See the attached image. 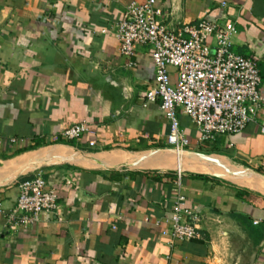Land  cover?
<instances>
[{
  "label": "crops",
  "instance_id": "obj_1",
  "mask_svg": "<svg viewBox=\"0 0 264 264\" xmlns=\"http://www.w3.org/2000/svg\"><path fill=\"white\" fill-rule=\"evenodd\" d=\"M143 1L0 0V205L7 213L35 171L59 194L55 212L25 229L7 230L0 215V264H264V103L242 132L204 142L178 114L189 145L176 153L159 103L144 96L149 49L127 59L115 37L121 12ZM155 6L168 25L232 22L230 50L256 61L264 96V0ZM81 122L88 134L61 140ZM178 172L197 235L170 244L160 231Z\"/></svg>",
  "mask_w": 264,
  "mask_h": 264
},
{
  "label": "built area",
  "instance_id": "obj_2",
  "mask_svg": "<svg viewBox=\"0 0 264 264\" xmlns=\"http://www.w3.org/2000/svg\"><path fill=\"white\" fill-rule=\"evenodd\" d=\"M220 5L224 7L226 2ZM114 28L123 57L130 59L141 46L149 49L154 79L144 96L147 102L159 103L169 122L167 144L176 153L189 145L178 114L188 118L198 132V141L204 142L242 132L261 110L264 96L256 61L230 50L235 28L229 20L201 18L168 25L165 12L155 6V0H144L126 6ZM98 32L106 33L104 29ZM132 65L128 61L127 66ZM169 68L175 70L174 82ZM89 132L88 125L81 122L66 127L60 137L63 141L78 140ZM95 145L94 140L88 141L90 148ZM179 175L178 172L172 186L173 214L166 219L167 227L160 231L170 244L189 241L197 235L198 219L183 206ZM65 185L70 183L65 181ZM58 200L59 194L44 179L42 171H35L19 180L14 206L5 213L0 205V215L7 230L25 229L36 224L42 214L55 212Z\"/></svg>",
  "mask_w": 264,
  "mask_h": 264
},
{
  "label": "bare ground",
  "instance_id": "obj_3",
  "mask_svg": "<svg viewBox=\"0 0 264 264\" xmlns=\"http://www.w3.org/2000/svg\"><path fill=\"white\" fill-rule=\"evenodd\" d=\"M177 165H178V167H181V161L179 162V163H177ZM197 167H199V166H197ZM9 172H7V174H8ZM18 173V172H17ZM259 189H261V187H259Z\"/></svg>",
  "mask_w": 264,
  "mask_h": 264
},
{
  "label": "rangeland",
  "instance_id": "obj_4",
  "mask_svg": "<svg viewBox=\"0 0 264 264\" xmlns=\"http://www.w3.org/2000/svg\"><path fill=\"white\" fill-rule=\"evenodd\" d=\"M18 178H19V177H18ZM18 178H16L15 180H13V182L16 181V180H18ZM13 182H12V183H13Z\"/></svg>",
  "mask_w": 264,
  "mask_h": 264
},
{
  "label": "trees",
  "instance_id": "obj_5",
  "mask_svg": "<svg viewBox=\"0 0 264 264\" xmlns=\"http://www.w3.org/2000/svg\"><path fill=\"white\" fill-rule=\"evenodd\" d=\"M47 181V180H46Z\"/></svg>",
  "mask_w": 264,
  "mask_h": 264
}]
</instances>
